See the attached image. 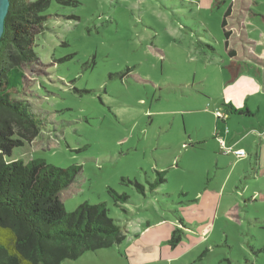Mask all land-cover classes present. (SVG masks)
Listing matches in <instances>:
<instances>
[{"label": "rangeland", "instance_id": "obj_1", "mask_svg": "<svg viewBox=\"0 0 264 264\" xmlns=\"http://www.w3.org/2000/svg\"><path fill=\"white\" fill-rule=\"evenodd\" d=\"M49 3L46 20L34 26L38 56L21 64L19 95L42 125L32 134L16 127L23 144L7 161L80 166L60 194L65 209L106 202L123 228L121 243L63 264H264V167L251 163L258 132L245 136L252 122H264V85L254 65H242L247 33L264 52V0L40 6ZM228 50L244 68L234 79ZM231 99L240 108L256 104L253 112L261 104L260 111L233 114L223 104ZM219 110L229 113L227 123L217 120ZM237 149L246 155L236 157ZM158 172L165 182L151 189ZM109 188L129 201L114 199Z\"/></svg>", "mask_w": 264, "mask_h": 264}, {"label": "trees", "instance_id": "obj_2", "mask_svg": "<svg viewBox=\"0 0 264 264\" xmlns=\"http://www.w3.org/2000/svg\"><path fill=\"white\" fill-rule=\"evenodd\" d=\"M42 1L47 0H10L0 44V264H63L123 240V228L109 215L106 202L65 209L60 194L80 166L61 168L43 158L7 161L23 144L15 138L16 127L32 134L42 125L28 101L19 97L26 86L21 64L38 56L34 26L46 20L44 12L52 3L42 9ZM229 12L230 8L222 21L226 49ZM227 53L230 58L236 56L233 50ZM227 68L234 79L241 64L231 61ZM231 112L247 117L256 113L247 107H231ZM149 182L151 189L157 188L165 182V172H158V179ZM134 183L144 192L143 185ZM108 190L114 199L129 201L126 193Z\"/></svg>", "mask_w": 264, "mask_h": 264}, {"label": "crops", "instance_id": "obj_3", "mask_svg": "<svg viewBox=\"0 0 264 264\" xmlns=\"http://www.w3.org/2000/svg\"><path fill=\"white\" fill-rule=\"evenodd\" d=\"M249 10V8H247ZM246 43H248V50H244V57L242 58V65L245 64V66H250V65H254L253 70L256 71L257 75L255 74V77L257 78V80L261 81L262 84L264 85V52L261 53H257L254 47V43L251 41L250 35L249 33L246 34ZM237 55V54H236ZM238 56H236V58H234L235 61L238 60ZM233 58L229 57V63L232 61ZM241 65V67H242ZM243 68V67H242ZM244 69V68H243ZM245 73V72H243ZM252 77V75L250 76ZM253 78V77H252ZM196 75L193 74L191 79L189 80V84H192L193 86H195L196 84ZM215 80V78H214ZM256 81V80H255ZM203 83L204 82V76L202 75V78H199V80L197 81V83ZM215 82H217L215 80ZM224 82V77L221 71H219V77H218V87H222ZM195 89V88H194ZM264 89V88H263ZM198 93V91H197ZM200 93V92H199ZM207 93V92H206ZM200 96L203 97V99L205 100H212V99H217L218 96H212L210 93L209 94H204L201 93ZM220 98H222L223 101H227L226 97L221 96ZM229 102L226 103L224 102L223 104H225L227 107H229L231 109V107H238L240 108L239 104H237V102L233 99L228 100ZM214 102V101H213ZM261 104H259L256 114H258V111H260V106ZM242 107H247L248 109H250L251 111L255 110L257 105H253L251 106L250 103L249 104H245V106ZM228 109V108H227ZM240 116V115H238ZM244 116V115H242ZM247 117V116H245ZM228 119H230V115L228 117ZM227 119V120H228ZM219 121H221L222 123H227V120L222 121L220 119H217ZM252 126H249V130L246 131L245 136L247 135H251L253 134L255 131L258 132V136H259V141L257 142L256 147L253 149V156H254V161L251 163L256 164L259 168L264 167V122L262 120L259 121V124H251ZM237 157V156H236ZM252 161V159H251Z\"/></svg>", "mask_w": 264, "mask_h": 264}, {"label": "water", "instance_id": "obj_4", "mask_svg": "<svg viewBox=\"0 0 264 264\" xmlns=\"http://www.w3.org/2000/svg\"><path fill=\"white\" fill-rule=\"evenodd\" d=\"M10 8V0H0V44L5 30V21Z\"/></svg>", "mask_w": 264, "mask_h": 264}, {"label": "built area", "instance_id": "obj_5", "mask_svg": "<svg viewBox=\"0 0 264 264\" xmlns=\"http://www.w3.org/2000/svg\"><path fill=\"white\" fill-rule=\"evenodd\" d=\"M216 116H217L218 119H220L222 121H225V120L228 119L229 113L228 112H222V111L219 110V111L216 112ZM225 153L228 154V153H230V151L229 150H225ZM234 154L236 156L242 157V156L246 155V152H245L244 149H237V150L234 151Z\"/></svg>", "mask_w": 264, "mask_h": 264}]
</instances>
